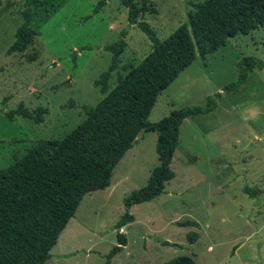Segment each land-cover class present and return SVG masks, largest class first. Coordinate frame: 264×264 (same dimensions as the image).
Listing matches in <instances>:
<instances>
[{"label":"rangeland","instance_id":"rangeland-1","mask_svg":"<svg viewBox=\"0 0 264 264\" xmlns=\"http://www.w3.org/2000/svg\"><path fill=\"white\" fill-rule=\"evenodd\" d=\"M201 1L135 0L138 6L155 8L138 19L146 20L161 39L186 22L191 4ZM24 2L0 0V168L34 145L63 138L84 119L85 107L95 105L117 75L127 72L120 67L136 65L152 47L147 35L128 22L120 0H106L95 13L98 0H37L31 23L37 35L23 52L6 54L22 22ZM121 31L125 46L119 68L101 92L94 81L111 61L105 46L116 42ZM247 56L264 63V29L237 34L204 57L197 54L158 95L150 122L186 105L203 106L209 96L216 107L181 123L171 162L174 177L159 196L131 206L134 222L124 225L127 249L114 264L128 253L137 255L144 242L150 255L135 264H160L178 255L192 256L197 264H264V68L248 71L238 90L225 89L237 78L238 61ZM20 103L29 110L46 107L43 122L21 115L10 120L5 112ZM156 139L155 131L137 135L112 172L109 198L96 190L80 201L73 221L98 230V252L71 251L65 255L70 258L60 259L57 254L66 252L58 248L67 239L62 233L44 264H104L116 244L115 224L125 212V198L147 183L159 163ZM245 186L254 196L245 193ZM188 220L200 227L186 225ZM190 231L199 233L194 242L187 238ZM72 239L86 248L82 236ZM162 239L175 243L161 247L156 240Z\"/></svg>","mask_w":264,"mask_h":264},{"label":"trees","instance_id":"trees-1","mask_svg":"<svg viewBox=\"0 0 264 264\" xmlns=\"http://www.w3.org/2000/svg\"><path fill=\"white\" fill-rule=\"evenodd\" d=\"M105 2L98 0L93 12ZM120 2L128 10V22L139 27L151 41V50L136 65L123 64L120 68L127 72L119 73L115 85L107 91L108 80L112 71L119 68L125 46V31H121L116 42L105 46L112 53L111 61L94 81L101 92H107L95 105L85 107L84 119L63 138L34 145L0 168V264H44L83 196L109 186L115 166L135 144L139 132L155 131L159 163L150 171L147 183L124 200L125 212L115 224L116 244L105 254L104 264H111V258L127 243L120 229L134 220L130 207L159 196L174 177L171 162L181 123L216 107L215 99L209 96L203 106L186 105L150 122L148 116L158 95L197 54L204 57L237 34L264 29V0H203L192 3L193 11L187 21L161 39L146 20L138 19L141 12L155 13V8L138 6L135 0ZM36 3L37 0H25L22 22L6 54L23 52L37 35L31 27ZM237 65V78L225 85L227 90H238L248 71L264 68L262 60L253 56L241 58ZM46 113V107L29 110L20 103L5 115L10 120L21 115L41 123ZM244 191L250 197L255 194L246 186ZM185 224L197 226L191 220ZM197 237V231L187 233L190 242ZM160 264L197 263L192 256L178 255Z\"/></svg>","mask_w":264,"mask_h":264},{"label":"crops","instance_id":"crops-1","mask_svg":"<svg viewBox=\"0 0 264 264\" xmlns=\"http://www.w3.org/2000/svg\"><path fill=\"white\" fill-rule=\"evenodd\" d=\"M140 133V132H139ZM98 190H101L102 192H104L105 194H106V199L107 198H109L112 194H113V186L111 185V182H110V184H109V186H107V187H105V188H103V189H98ZM220 190H221V192H223V190L220 188ZM94 191H96V190H94ZM94 191H92V192H90V193H88L89 195L90 194H92ZM86 195V194H85ZM84 195V196H85ZM83 196V197H84ZM154 199V198H153ZM82 200V199H81ZM152 200V199H151ZM150 201V200H149ZM147 202V201H146ZM135 205V204H134ZM131 208V207H130ZM74 217H75V214H74V216L72 217V218H70V220L68 221V223L66 224V226L64 227V229L61 231V233H60V235L63 233L64 235L66 234V236H67V239L69 238V236L71 237V240H69V241H67V239H66V241H65V239H64V242H62V244L60 243V246L58 247L59 248V250L60 251H66V252H63V253H60V254H57L58 255V257L60 258V259H63V260H65V259H68V258H70V257H66L67 255H68V253L69 252H71V251H76V252H79V251H85V255H89V254H95L96 252H98V250H96L95 249V244H96V241H97V234H96V232L98 231H96V230H91V229H88L86 226H85V224H82V223H79V222H77V221H73L74 220ZM134 219H135V217H134ZM192 221H195V222H197V226H199L200 227V223L198 222V221H196V220H192ZM131 222H134V220L133 221H131ZM131 222H128V223H131ZM121 229L123 230V232H124V234H125V232H126V230L124 229V226H122L121 227ZM198 233V232H197ZM62 234V235H63ZM59 235V236H60ZM77 236H82L83 238H85V240H86V243H87V245H86V248L85 247H81V246H79L78 245V242H74L73 241V239H72V237H77ZM198 237H199V233H198ZM59 238V237H58ZM65 238V237H64ZM127 239V238H126ZM148 239H150V238H148ZM157 241V243L158 244H160V246L161 247H165V246H171V245H174V243L175 242H173V241H169V240H165V239H162V243H164L165 241H168L169 242V244H166V245H164V244H162L161 242H160V240L158 241V240H156ZM160 242V243H159ZM57 243H58V240H57V242H56V244L52 247V249L57 245ZM58 246V245H57ZM76 247H78V248H76ZM143 249L141 250V251H139L138 253H137V255H136V253H128V254H126L124 257H123V259L121 260V263L120 264H135V262L137 261H139L140 260V258H144V256L146 257V256H149L150 255V253H149V251H150V248H147V245H146V242H144L143 243V247H142ZM209 248H210V246H209ZM52 249H51V256H50V258L53 256V254H52ZM67 249H68V251H67ZM127 249V243H126V245L123 247V249L120 251V252H118L117 254H115L112 258H111V264H114V261H115V259L117 258V256H120V254L121 253H123L125 250ZM142 253V254H141ZM99 254L101 255V256H103L104 257V254H102V253H100L99 252ZM66 255V256H65ZM50 258H48V259H50ZM47 259V260H48ZM46 260V261H47ZM123 262V263H122Z\"/></svg>","mask_w":264,"mask_h":264},{"label":"built area","instance_id":"built-area-1","mask_svg":"<svg viewBox=\"0 0 264 264\" xmlns=\"http://www.w3.org/2000/svg\"><path fill=\"white\" fill-rule=\"evenodd\" d=\"M120 231H121V232H123V230H122V229H120Z\"/></svg>","mask_w":264,"mask_h":264}]
</instances>
